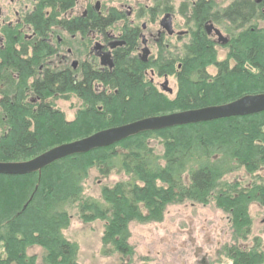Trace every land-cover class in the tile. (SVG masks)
<instances>
[{
	"label": "trees",
	"instance_id": "obj_1",
	"mask_svg": "<svg viewBox=\"0 0 264 264\" xmlns=\"http://www.w3.org/2000/svg\"><path fill=\"white\" fill-rule=\"evenodd\" d=\"M163 3L159 1L151 10L153 18ZM187 13L192 18L189 41L178 53L166 49L164 59L159 55L147 64L133 55L139 29L129 27L123 30L127 44L116 51L110 70L85 67L75 72L55 66L37 74L30 67L42 63L43 50L26 60L13 53L3 55L0 161H25L57 145L145 117L264 93V0L259 4L233 0L219 9L214 1L197 0ZM117 15L119 19L124 16ZM41 16L35 15L40 30L48 23ZM112 19L110 11L100 22L111 25ZM208 20L225 25L230 35L225 59L218 58L214 42L204 31ZM75 23L83 27V21ZM209 66L216 68L215 75L209 74ZM149 69L158 76H175L173 99L146 81ZM30 93L36 101H27ZM67 93L83 102L70 121L48 100ZM151 139L160 140L161 155L151 147ZM94 168L104 177L115 172L124 179L102 187L100 198L85 197L83 183ZM239 170L254 178L253 182L245 186L226 180ZM185 201L215 202L228 214L234 239L247 238L250 206H264V112L144 132L64 158L40 173L0 175V264H37L38 258L28 254L34 247L44 251L43 264H79V245L63 234L71 224L69 209L73 207L82 223H105L104 255L130 258V223L160 222L167 206ZM224 252L232 264H264L258 239L251 248L234 243L225 246Z\"/></svg>",
	"mask_w": 264,
	"mask_h": 264
},
{
	"label": "rangeland",
	"instance_id": "obj_2",
	"mask_svg": "<svg viewBox=\"0 0 264 264\" xmlns=\"http://www.w3.org/2000/svg\"><path fill=\"white\" fill-rule=\"evenodd\" d=\"M93 3L97 0H92ZM101 5L109 8L114 7L127 14L129 9H133V19L136 25L147 24V33H156L159 29L158 21L150 22V9L156 6L159 1H166V6L172 8L174 14V29L176 32H191L192 18L191 13H187L196 0H99ZM216 7L225 8L233 0H211ZM8 3L9 0H4ZM31 2V0H28ZM82 3V2H81ZM164 5V4H162ZM81 12V11H80ZM142 15L137 18V14ZM191 18V19H190ZM212 21V20H211ZM213 22V21H212ZM125 21L119 22L115 27V33H119ZM214 25L221 29L223 34L230 38L223 24ZM180 37V38H179ZM190 36L165 37L167 50L178 53L181 46L188 42ZM217 41V37L213 36ZM141 40L138 41L140 44ZM141 48V47H140ZM140 48L134 51L138 56ZM158 46L152 45L151 58L158 57ZM219 59H225L228 54V47L222 44L216 46ZM1 61V60H0ZM45 68V67H44ZM43 68V69H44ZM42 69L38 68L37 74ZM149 69L145 73L146 81H152L161 90L160 84L164 82L163 76H158L156 71ZM208 72L212 76L216 74L214 66L208 67ZM169 86L173 89V94L167 96L173 99L177 94V80L175 76H168ZM31 82V80H30ZM48 100L64 113L67 120H73L77 111L83 106V102L73 93L61 96H52ZM28 101H36V96L30 93ZM1 119V112H0ZM3 128L0 125V134ZM150 145L156 154L163 153V146L159 139H151ZM263 176V174H261ZM124 179V176L115 172L109 176H102L94 168L89 172L88 178L83 183L84 196L100 198L101 188L111 186L115 182ZM226 180H238L243 185L253 182L254 178L247 175L244 170H239L227 176ZM71 224L63 231L64 236L79 245L78 262L79 264H232L224 252L225 246L237 243L241 246L253 247L258 239L260 249L264 252V206L252 204L249 208L251 218L250 233L246 239H234L231 229L230 219L222 209L218 208L215 202L211 201L207 205L185 201L182 203L170 204L165 210L163 220L160 222L140 223L132 222L129 225L130 238L129 244L133 248V255L130 258H121L117 254L106 256L102 251L101 238L104 231V222L97 220L91 223H82L79 219L75 207L69 209ZM29 255L38 258L37 264L42 263L44 251L34 247L28 251Z\"/></svg>",
	"mask_w": 264,
	"mask_h": 264
},
{
	"label": "flooded vegetation",
	"instance_id": "obj_3",
	"mask_svg": "<svg viewBox=\"0 0 264 264\" xmlns=\"http://www.w3.org/2000/svg\"><path fill=\"white\" fill-rule=\"evenodd\" d=\"M163 4L159 10L160 15H162L158 21L159 29L156 33H147L146 23L142 24L141 28L136 25L132 8L125 14L112 6L109 8L102 6L99 0L94 3L92 0H31V2H28V0H9L8 3L0 0V53L2 56L13 53L26 60L28 58L33 59L34 56L37 57L36 52L43 50L40 53L46 56L42 61L43 65L40 67L42 70L44 67V69H47L55 66L67 67L75 72L85 67L88 69L110 70L115 66L116 51L127 44L123 38V30L129 27L139 29L138 41L141 40L135 49L137 51L138 47H141L140 54L137 56L133 53V55L146 64L149 61L156 60L158 57L151 58L152 52L150 49L152 45H155L159 47L158 56L161 55L164 59L167 53L165 37L187 34L191 38V32H176L173 10L170 7H168V10L165 9L167 8L166 1ZM151 10L149 17L151 18L150 22L153 23L160 15L153 18ZM110 11L114 14L113 23L110 25L108 22L102 25L100 19H107ZM38 13L42 15V20L48 21L42 30L39 29L40 26L37 25V19L35 18ZM119 13L124 14L123 18H118L117 14ZM168 13L172 17L174 30L172 34H169L161 26V20ZM141 17V13L137 14V18ZM78 20L83 21V27H77L75 22ZM122 21H125L122 27L123 30L116 34L115 27ZM205 33L210 41L214 42L215 47L220 45L218 40L213 39V36H216L214 33L208 35L206 30ZM144 40L146 44H143ZM39 44H41L40 49H38ZM144 47H148L150 50L146 62L142 59ZM49 54H52V56ZM152 71L154 73L155 70H151V73ZM163 77L164 82L166 78L167 80L169 78L167 75ZM163 83L160 84L161 90L159 91L163 94H173L174 91L169 84L168 88L172 90V93L162 88Z\"/></svg>",
	"mask_w": 264,
	"mask_h": 264
},
{
	"label": "water",
	"instance_id": "obj_4",
	"mask_svg": "<svg viewBox=\"0 0 264 264\" xmlns=\"http://www.w3.org/2000/svg\"><path fill=\"white\" fill-rule=\"evenodd\" d=\"M261 1L257 0V3ZM161 26L169 34L174 32L170 13L163 17ZM205 30L208 35L214 33L218 38V43L226 45L229 42V38L213 22L208 21L205 24ZM143 44H146L145 40ZM142 52V59L146 62L150 50L148 47H144ZM168 84L169 82L166 78L162 88L172 93V90L168 88ZM261 112H264V93L244 95L234 101L220 105L149 116L100 130L82 139L57 145L28 161H0V175L25 176L40 173L43 169L64 158L84 154L98 148L109 147L144 132L159 131L176 126L198 124L231 117L250 116Z\"/></svg>",
	"mask_w": 264,
	"mask_h": 264
},
{
	"label": "bare ground",
	"instance_id": "obj_5",
	"mask_svg": "<svg viewBox=\"0 0 264 264\" xmlns=\"http://www.w3.org/2000/svg\"><path fill=\"white\" fill-rule=\"evenodd\" d=\"M18 58L19 59H21V60H23V58L21 57V56H18ZM0 60H2V54L0 53ZM43 65V62L42 63H39V62H34L33 63V65L30 67V70H38V68H40L41 66ZM34 72V71H33ZM17 91V89H15V92ZM19 91V90H18ZM25 93H27V91H24ZM27 101H28V97H27ZM87 137V136H86ZM82 139V138H81ZM78 140V139H77ZM75 141V140H74ZM72 142V141H71ZM67 143H69V142H67ZM64 144V143H63ZM61 145V144H60ZM106 148V147H105ZM98 149H100V148H98ZM94 150H97V149H94ZM94 150H92V151H94ZM92 151H89V152H92ZM89 152H87V153H89ZM87 153H84V154H87ZM40 155V154H39ZM38 156V155H37ZM74 156V155H73ZM33 158H35V157H33ZM33 158H31V159H33ZM31 159H28V160H31ZM28 160H25V161H28ZM32 199V198H31ZM31 201V200H30ZM25 207H26V205H25ZM25 207L23 208V209H25ZM22 211H24V210H22Z\"/></svg>",
	"mask_w": 264,
	"mask_h": 264
}]
</instances>
